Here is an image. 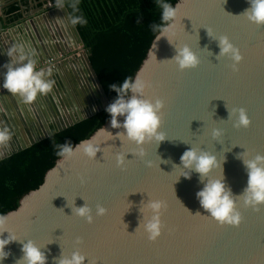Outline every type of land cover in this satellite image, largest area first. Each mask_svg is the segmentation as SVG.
Listing matches in <instances>:
<instances>
[{"label":"water","instance_id":"water-1","mask_svg":"<svg viewBox=\"0 0 264 264\" xmlns=\"http://www.w3.org/2000/svg\"><path fill=\"white\" fill-rule=\"evenodd\" d=\"M175 7L180 13L176 35L171 43L166 37L155 38L135 75L151 85L145 99L164 101L160 131L166 139L146 143L141 158L134 155L138 151L135 144L117 136L123 129L112 128L108 121L103 126L106 131L102 127L89 138L100 144L96 159L79 151L69 160L61 158L42 185L5 215L7 230L17 241L6 247L10 255L3 264H17L23 256V243L29 240L41 248L47 264H58L74 251L86 257L85 264H264V206L254 210L240 204L242 223L238 227L221 225L207 216L196 198L203 187L199 174L193 171L185 178L183 171L189 170L180 167L182 154L196 148L217 158L221 169L213 175L222 171L234 195L246 188L242 157L264 155V26L239 16L250 7L248 0H179ZM0 12L3 14L1 7ZM59 14L66 20L63 26H56ZM69 15L66 6L57 7L40 21L25 18L13 33L1 27L4 61L0 62V84L4 65L10 62L7 51L13 45H23L36 65L49 57H57L58 64L63 58L67 62L45 71L50 73L46 78L55 80L54 88L32 105L23 104L0 86V129L7 128L11 136L9 146L0 144V161L51 137L50 124L58 121L60 132L110 104ZM0 21L7 24L4 14ZM15 34L20 36L15 38ZM222 35L243 56L238 71H232L229 59L216 58L220 48L215 38ZM185 44L201 59L196 69L181 71L168 61L176 47ZM83 99L88 111L79 109ZM96 99L101 106L94 104ZM241 107L251 120L247 129L234 128V120L229 118V112ZM28 128L32 139L18 141V131ZM35 128L44 135H38ZM217 128L222 135L213 138ZM117 153L125 154L121 167L116 165ZM148 199L166 205L162 235L155 242L138 228L140 208ZM85 202L93 210L91 224L73 213V207ZM97 205L107 210L105 215H95ZM8 235L5 232L0 238Z\"/></svg>","mask_w":264,"mask_h":264},{"label":"clouds","instance_id":"clouds-1","mask_svg":"<svg viewBox=\"0 0 264 264\" xmlns=\"http://www.w3.org/2000/svg\"><path fill=\"white\" fill-rule=\"evenodd\" d=\"M160 9L159 25H151L153 32L157 33L156 41L166 37L169 43L176 35L178 21L180 19L179 9L167 0H155ZM65 0H57V7H64ZM250 5L241 15L257 26H264V0H248ZM79 0H68V7L72 9L69 21L72 25L84 24L86 20L79 13ZM139 23V18L137 20ZM210 35V32L208 30ZM219 42L220 52L217 59L227 58L232 63L230 65L233 72L238 71V66L243 60V56L227 35L215 38ZM175 55L168 61L174 62L181 71L193 70L199 67L200 57L189 45L178 46ZM34 56V53L32 54ZM7 56L10 62L4 65L3 82L0 84L9 93L17 96L25 105H32L40 95L50 93L55 85V80L46 78L50 73L44 69H37V61L25 52L23 45H13ZM151 85L139 75L135 78L125 77L119 84L109 85V89L117 93V97L106 107V112L110 116V125L114 129H123L117 136L122 141L131 142L136 145L138 151L134 155L143 158L145 156L144 145L149 142L160 143L164 141L165 135L161 129L162 109L164 101L160 98L155 100L145 99V93ZM120 117H123L121 122ZM229 118L234 120L233 127L236 129H247L251 125V120L247 110L243 107L233 109L229 112ZM228 118V119H229ZM102 131H106L103 127ZM213 138L222 135L220 129H214ZM10 132L7 128L0 129V144H7L10 140ZM56 155L63 160H69L81 152L88 159H96L97 153L101 151L100 144L93 140H81L75 146L70 142L55 145ZM117 167L125 164V154L117 153L115 156ZM242 162L247 170V186L240 195H234L224 182L222 171L219 176H214V171L221 164L217 158L207 152L196 148L186 150L180 158V167L189 170L183 171L185 178H190V172L199 174L203 187L196 192L200 206L208 213L207 216L213 218L221 225L238 227L242 223V215L239 205L246 208L259 210L264 206V155L256 154L251 157H242ZM150 164L151 162L148 161ZM166 207L161 200L148 199L142 203L140 213L142 219L139 227L147 235L149 241L155 242L162 235L163 223L162 212ZM106 209L102 205H97L96 216L106 214ZM73 213L86 220L89 224L94 222L93 210L85 202L82 207H73ZM199 214V213H197ZM7 232V238H0V264L8 258L10 253L6 252V247L17 241L15 236L7 230V217L0 216V237ZM79 242V241H78ZM23 256L17 260V264H47V257L41 248L33 241L23 243ZM86 257L79 251H74L70 256L59 259L58 264H85Z\"/></svg>","mask_w":264,"mask_h":264},{"label":"trees","instance_id":"trees-1","mask_svg":"<svg viewBox=\"0 0 264 264\" xmlns=\"http://www.w3.org/2000/svg\"><path fill=\"white\" fill-rule=\"evenodd\" d=\"M179 0H167L175 6ZM57 4V0H52ZM69 13L72 9L68 7ZM79 13L86 20L75 25L83 40L85 52L111 103L117 93L109 85H119L125 77L134 78L146 59L157 33L160 9L155 0H79ZM18 7L8 12L16 14ZM139 18V23L137 20ZM15 19V18H14ZM110 116L106 110L58 132L0 161V216L16 210L21 199L44 182L47 172L61 158L55 145L70 142L75 146L102 128Z\"/></svg>","mask_w":264,"mask_h":264},{"label":"crops","instance_id":"crops-1","mask_svg":"<svg viewBox=\"0 0 264 264\" xmlns=\"http://www.w3.org/2000/svg\"><path fill=\"white\" fill-rule=\"evenodd\" d=\"M13 5H16L18 7V11L16 14H11L8 12V9ZM0 7L3 9V14L5 16V20L7 21L6 25L2 24V22L0 21V23L2 24L0 25V32H1V27H3L5 30L8 29L9 33H13L16 29H18V26L17 27L15 26L18 25L19 22L23 21L25 18H26L25 21L32 18L35 21L36 20L40 21L45 14L47 15V12H49V10H53L57 8V4L52 2V0H38L37 3H33V0H0ZM3 14L0 12V19L2 18ZM62 17H63L62 14H59L55 17L56 26H63L64 24L63 21L66 22V20H64L65 18L63 17L62 19ZM12 27L15 28L12 29ZM13 36L16 38L19 37L20 34H15ZM2 60L4 61V55L2 54V51L0 49L1 63ZM52 127L53 126L51 125L50 129H52ZM6 146H9V144L7 143ZM1 152L2 151L0 150V153Z\"/></svg>","mask_w":264,"mask_h":264},{"label":"flooded vegetation","instance_id":"flooded-vegetation-1","mask_svg":"<svg viewBox=\"0 0 264 264\" xmlns=\"http://www.w3.org/2000/svg\"><path fill=\"white\" fill-rule=\"evenodd\" d=\"M66 62H67V60L65 58H63L62 61L59 64H57V66L58 65L65 64ZM57 66H56V68H57ZM94 104L96 106H98V107L101 106V102H100L99 99H96V101H95ZM86 105H87L86 104V101L83 99L82 102H81V104L80 105L78 104L80 111H88V109L86 108ZM51 125L54 126L56 129L59 127L58 121H56L55 123L50 124V126ZM35 130H36V132H37L38 135H41V136L44 135V132L42 130L37 129V128H35ZM24 132L26 133V136H24ZM25 137L26 138H29V139H32V133H31V129L30 128H28L27 130H25L23 132H21V130L18 131V134L15 136V138L18 141H20V139H26Z\"/></svg>","mask_w":264,"mask_h":264},{"label":"built area","instance_id":"built-area-1","mask_svg":"<svg viewBox=\"0 0 264 264\" xmlns=\"http://www.w3.org/2000/svg\"><path fill=\"white\" fill-rule=\"evenodd\" d=\"M60 59L63 58V56L59 57ZM58 58L57 57H49L47 60L43 61L42 63H39L36 65V68L39 69H44L46 70H52L55 69L57 64H58ZM4 89V88H3Z\"/></svg>","mask_w":264,"mask_h":264}]
</instances>
